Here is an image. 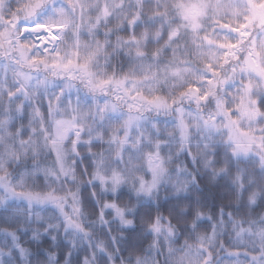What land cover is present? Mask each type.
I'll use <instances>...</instances> for the list:
<instances>
[{
    "label": "snow or ice",
    "instance_id": "6c2138e0",
    "mask_svg": "<svg viewBox=\"0 0 264 264\" xmlns=\"http://www.w3.org/2000/svg\"><path fill=\"white\" fill-rule=\"evenodd\" d=\"M0 264H264V0H0Z\"/></svg>",
    "mask_w": 264,
    "mask_h": 264
}]
</instances>
